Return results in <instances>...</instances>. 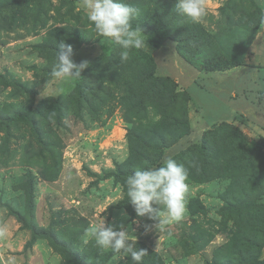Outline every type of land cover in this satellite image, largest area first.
I'll return each mask as SVG.
<instances>
[{"label": "rangeland", "instance_id": "374dc122", "mask_svg": "<svg viewBox=\"0 0 264 264\" xmlns=\"http://www.w3.org/2000/svg\"><path fill=\"white\" fill-rule=\"evenodd\" d=\"M125 2L146 47L121 61L82 0H0V264H76L45 232L90 264H134L82 244L102 220L131 227L140 264H264V0H204L197 23L177 0ZM159 27L171 36L154 48ZM61 41L89 62L81 78L51 76ZM165 156L189 187L158 230L125 180Z\"/></svg>", "mask_w": 264, "mask_h": 264}, {"label": "clouds", "instance_id": "9594fccd", "mask_svg": "<svg viewBox=\"0 0 264 264\" xmlns=\"http://www.w3.org/2000/svg\"><path fill=\"white\" fill-rule=\"evenodd\" d=\"M82 7L95 33L120 46L121 61L128 59L129 50L146 47L143 29L140 26L133 28L131 23L140 13L133 4L125 0H82ZM175 10L193 23L207 15L204 0H177ZM58 48L56 62L51 69L53 79L63 83L81 78L89 62L75 63L70 44L61 41ZM187 180L186 167L173 157L165 156L161 166L135 170L134 174L127 176L125 186L128 202L138 216L157 221L155 227L164 230L186 213ZM119 229L114 230L112 225L106 226L104 220L91 224L84 231L82 244L88 245L94 241L97 246L116 253L123 252L131 257L134 264H140L146 251L134 246L136 237L131 234L133 230L130 226L125 227L121 223Z\"/></svg>", "mask_w": 264, "mask_h": 264}, {"label": "trees", "instance_id": "16d2710c", "mask_svg": "<svg viewBox=\"0 0 264 264\" xmlns=\"http://www.w3.org/2000/svg\"><path fill=\"white\" fill-rule=\"evenodd\" d=\"M170 32L168 29H166L165 27H159V28H152L148 37H147V42L150 44V46L154 47V48H158L160 47L166 40L170 39ZM19 116L24 118L27 116L26 113H19ZM185 134V132L182 133ZM32 231L34 234H39V229L37 227V225H31ZM41 232H44L41 230ZM46 234H48L50 236V238L52 239L53 243L62 248V250L65 251V253L67 254V256L74 262H76V264H90L89 262H87L86 260H84L76 251L72 250L71 248H69V246L60 241L58 239V237L50 232H45ZM220 264H229V263H220Z\"/></svg>", "mask_w": 264, "mask_h": 264}]
</instances>
